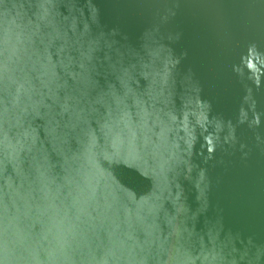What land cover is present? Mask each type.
<instances>
[{
  "label": "water",
  "instance_id": "1",
  "mask_svg": "<svg viewBox=\"0 0 264 264\" xmlns=\"http://www.w3.org/2000/svg\"><path fill=\"white\" fill-rule=\"evenodd\" d=\"M0 264H264V0H0Z\"/></svg>",
  "mask_w": 264,
  "mask_h": 264
}]
</instances>
